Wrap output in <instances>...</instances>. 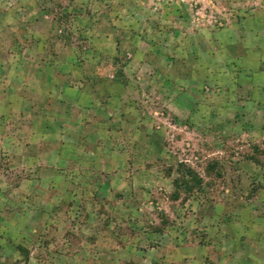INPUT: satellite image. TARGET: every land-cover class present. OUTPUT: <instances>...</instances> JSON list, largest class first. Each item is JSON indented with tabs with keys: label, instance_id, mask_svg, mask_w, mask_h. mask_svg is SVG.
Instances as JSON below:
<instances>
[{
	"label": "rangeland",
	"instance_id": "1",
	"mask_svg": "<svg viewBox=\"0 0 264 264\" xmlns=\"http://www.w3.org/2000/svg\"><path fill=\"white\" fill-rule=\"evenodd\" d=\"M167 245L264 256V0H0V264Z\"/></svg>",
	"mask_w": 264,
	"mask_h": 264
},
{
	"label": "crops",
	"instance_id": "2",
	"mask_svg": "<svg viewBox=\"0 0 264 264\" xmlns=\"http://www.w3.org/2000/svg\"><path fill=\"white\" fill-rule=\"evenodd\" d=\"M183 254L184 253L180 248H177L176 246L167 245L166 246V261H168V262L166 264H170L172 259L178 260V259L183 258L184 257ZM253 260L254 259H250V258L242 259L243 263H245V264H264V256L261 258L256 257L255 263L252 262ZM232 261H234V263H235L236 259L235 260L233 259ZM232 261H230L228 259L225 263L226 264H232ZM236 264H238V263H236Z\"/></svg>",
	"mask_w": 264,
	"mask_h": 264
},
{
	"label": "trees",
	"instance_id": "3",
	"mask_svg": "<svg viewBox=\"0 0 264 264\" xmlns=\"http://www.w3.org/2000/svg\"><path fill=\"white\" fill-rule=\"evenodd\" d=\"M187 177L193 178L198 181L200 185H202V180L197 176V174L192 171L190 168L187 170Z\"/></svg>",
	"mask_w": 264,
	"mask_h": 264
}]
</instances>
